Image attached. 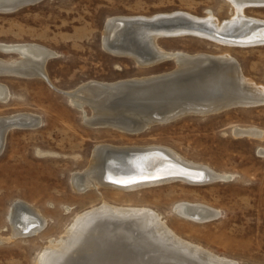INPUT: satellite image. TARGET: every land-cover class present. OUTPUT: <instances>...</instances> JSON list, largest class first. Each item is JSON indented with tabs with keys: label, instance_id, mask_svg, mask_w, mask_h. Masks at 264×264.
Here are the masks:
<instances>
[{
	"label": "rangeland",
	"instance_id": "1",
	"mask_svg": "<svg viewBox=\"0 0 264 264\" xmlns=\"http://www.w3.org/2000/svg\"><path fill=\"white\" fill-rule=\"evenodd\" d=\"M179 11L197 17L212 11L222 21L234 15L225 0H43L0 13V44H37L57 54L46 64L52 85L36 77H0L11 93L7 102H0V117L29 113L41 120L37 128L11 130L0 154V239H4L0 264H38L51 240L62 238L80 215L105 202L153 209L187 241L242 264H264V138L234 135L237 128L264 132V103L188 115L128 134L113 126L85 123V116H93L92 109L75 108L61 93L90 81L117 82L174 70L175 60L144 68L132 58L110 54L104 50L103 33L109 18L115 16L151 17ZM246 15L264 20V7L248 8ZM158 42L171 52L231 54L246 77L264 88V46L226 47L192 36ZM0 58L9 61L20 56L0 51ZM100 145L163 147L233 178L192 185L177 181L134 192L103 185L79 193L72 184L73 175L90 168ZM18 202L42 213L47 219L43 230L11 238ZM181 202L206 204L220 211V216L207 223L192 222L175 212L174 206ZM82 228L80 232L86 229ZM97 228V237L113 229L105 221Z\"/></svg>",
	"mask_w": 264,
	"mask_h": 264
},
{
	"label": "bare ground",
	"instance_id": "2",
	"mask_svg": "<svg viewBox=\"0 0 264 264\" xmlns=\"http://www.w3.org/2000/svg\"><path fill=\"white\" fill-rule=\"evenodd\" d=\"M23 1L0 0V13L22 9ZM225 1L231 4L234 15L223 21L212 11L207 17L179 11L151 17L109 18L103 33L104 50L114 56L132 58L144 68L171 60H175L177 67L167 73L117 82L90 81L65 92L75 108L84 110L89 106L92 109L93 116H85V123L94 127L113 126L128 134H137L188 115H210L264 103V88L246 77L231 54L171 52L159 45L158 41L163 38L192 36L226 47L264 46V20L246 15L248 8L264 7V0ZM165 17L172 21L182 18L190 21V25L178 22L170 28H159L138 23ZM0 51L20 56L9 61L0 58V77H36L52 85L46 75V64L57 55L54 51L30 43L0 44ZM10 97L9 88L0 83V102L5 103ZM39 118L29 113L0 117V154L11 130L37 128L41 123ZM234 135L264 138V132L250 128H237ZM156 172L159 174L155 178L137 176ZM160 176L164 178L157 180ZM231 178L232 175L192 163L167 148L100 145L90 168L74 174L72 184L79 193L103 185L134 192L177 181L192 185ZM174 210L196 223L211 222L220 216V211L201 203L181 202ZM104 221L113 229L108 230L107 236L104 232L97 237V225ZM11 222V238L33 235L47 225V219L39 210L23 202L14 207ZM73 222L62 238L50 241V246L40 254L38 264H242L183 239L160 213L147 207H122L105 202ZM82 226L86 227L84 232H80Z\"/></svg>",
	"mask_w": 264,
	"mask_h": 264
},
{
	"label": "water",
	"instance_id": "3",
	"mask_svg": "<svg viewBox=\"0 0 264 264\" xmlns=\"http://www.w3.org/2000/svg\"><path fill=\"white\" fill-rule=\"evenodd\" d=\"M43 0H25V1H23L22 2V4L20 5V8H24V7H27L28 5H30V4H33V3H36V2H42ZM175 20V19H174ZM125 23L126 22H131V21H124ZM178 22H180V23H186L187 25H190V21H188V20H183L182 18L181 19H179V21H177V20H175V21H172V19H168V18H158V19H153V20H148V21H139L138 23H140V24H144V25H146V26H148V27H166V28H170V27H172V26H175L176 24H178ZM119 25H122V23H119ZM219 37V36H218ZM59 92H61V91H59ZM62 94H64V95H67L65 92H61ZM165 172V171H164ZM157 174H159V173H157L156 172V174L155 173H141V174H138L137 176L139 177V176H149V177H156V175ZM164 178V176H160V177H157V180L158 179H163Z\"/></svg>",
	"mask_w": 264,
	"mask_h": 264
}]
</instances>
